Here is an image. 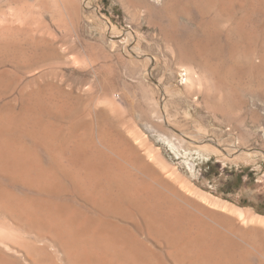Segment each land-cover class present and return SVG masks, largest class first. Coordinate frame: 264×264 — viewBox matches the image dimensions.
Returning <instances> with one entry per match:
<instances>
[{
  "label": "rangeland",
  "instance_id": "obj_1",
  "mask_svg": "<svg viewBox=\"0 0 264 264\" xmlns=\"http://www.w3.org/2000/svg\"><path fill=\"white\" fill-rule=\"evenodd\" d=\"M212 1L0 0V29L27 40L25 64L8 67L14 84L24 75V86L42 87L40 155L57 189L41 196L139 242L143 255L119 264H199L208 248L218 264H264V233L187 194L146 156L149 148L199 191L264 216V0ZM138 132L144 148L132 138ZM97 188L114 204L102 207ZM133 196L181 229L177 245ZM200 237L205 249L180 260L177 251ZM43 253L46 264H71L51 248Z\"/></svg>",
  "mask_w": 264,
  "mask_h": 264
},
{
  "label": "bare ground",
  "instance_id": "obj_2",
  "mask_svg": "<svg viewBox=\"0 0 264 264\" xmlns=\"http://www.w3.org/2000/svg\"><path fill=\"white\" fill-rule=\"evenodd\" d=\"M20 21L21 24L19 25L26 23L22 22V20ZM5 23L7 24V22ZM8 23H11V21L9 20ZM16 23L18 24L19 21L15 22L14 26L16 25ZM6 24H4L2 21V24L0 25L1 28L2 25L4 26ZM23 26L25 25H22V29H25ZM26 27L29 28L28 25H26ZM13 33L5 34V32L0 29V264H46L44 263V259L48 257H46V254L43 252L49 248H51L54 253L61 252L66 260L71 261V264L74 260L85 261L89 259L92 261L102 260L103 258L106 260H102L104 263L108 262V264H119L120 258L127 256L133 259H139L143 255L141 250L142 247L140 248V246L138 247V245H136L140 244L139 242H136V244H134L118 231V233L110 230L107 231L106 229L104 230L95 226L94 224L96 222H93L92 220H90V218H84V216L82 217L71 211L70 208H67L66 206H60L59 203L56 204L55 200L52 198L47 200L44 199L48 198L49 196L42 198L41 195L44 193V191H48L52 194L57 189V182L55 181V179L46 174V169H43V162L40 155L43 133L41 117L42 90H40L42 87H38L40 84L37 86L34 85L35 87L31 85L33 89L32 91H29L31 92L30 94L27 93L28 89H31L32 87L28 88L23 85L22 82L24 81V75L22 77L17 76L18 82L14 84V71L10 70L8 67L10 66V64H12L11 66L14 67L15 64V66L18 67L17 69H19L22 68V66L25 64V61H23L22 59L24 58L23 47L26 46L24 45V42H26L27 40H24L19 36L17 37L16 35H12ZM39 38L40 37H38V39ZM34 40L35 39H33V41ZM40 40L42 39L40 38ZM35 43L37 42H34V45ZM32 63L33 62H31L30 64ZM185 72L186 73L184 74V76L189 77L187 71ZM37 79V81L41 80L40 78ZM197 79L198 78L192 75L189 77V79L184 80L188 83L190 81V84L195 83L196 85ZM35 81L36 80L34 79V82ZM25 85H27V83ZM12 96L13 98L11 99ZM110 109H112L113 112H117V109L119 108L116 103L112 102L110 104ZM132 138L135 139V142H137V144L140 145L141 148H144V146H146V137L141 133H135ZM28 141H31V143L33 144V148L28 146ZM174 147L178 148L175 144ZM147 150L146 153L148 152V155L146 156L153 160L154 163H156L162 171H167L166 174L168 173L171 179L176 180L180 184L182 190H184L187 194L196 197L205 205L227 214L228 217L239 222L243 227H246L252 231H258L261 234L264 233V216L258 215L250 209H243L229 202L222 201L217 198H212L210 195L199 191L188 180L181 177L176 169L171 168L170 165L166 164L165 161L155 155V152L153 150H149V148H147ZM18 186L22 187L25 190H30V194H26L27 192H23L24 194L19 193ZM106 190L102 188H97L94 190L95 199L102 205V207L111 206L114 204V201H116L108 194ZM129 191H126L127 196L130 195ZM132 201L133 203H135V206L143 210L144 215L147 216L146 220L148 218L147 221L153 224L154 228L155 226H161V229L165 234L168 235L169 241L173 243V245L174 243L176 244L177 242H179L178 239L179 235L181 234V229L179 230V228L177 229L176 226L173 227L172 225L168 226L166 222L167 219L165 221L163 218H161V216L157 214L158 212L153 213L152 210L147 209V207L143 203L144 201L142 202L134 198V196L132 197ZM124 211H126V209ZM179 223L180 220L174 221V224L176 225ZM151 231L153 232V229ZM22 235L33 236V238L37 240L43 238V240L45 239V243L43 245L35 243V245L32 246L31 244L33 243L27 240L29 244H25L27 242L23 243V240L26 239H23ZM218 239L220 240V238ZM205 240V237H200L198 239H192L188 241L182 247V249L180 248V250L177 251L179 259H183L181 258V256H187L188 259L191 254L193 255V253H191L192 251L194 252V250H196L197 248H202L205 245ZM169 245H171L172 247V244ZM233 249L235 250V248ZM110 251L113 252L109 253ZM213 251L214 250L211 248H208L207 250L205 249L202 254V258L200 257L197 262L199 264H218V262L215 260L216 251L215 253ZM174 256L176 257V254H174ZM172 260H174V258ZM102 261L100 262L101 264ZM149 263L151 264V261ZM54 264L57 263L54 262Z\"/></svg>",
  "mask_w": 264,
  "mask_h": 264
},
{
  "label": "trees",
  "instance_id": "obj_3",
  "mask_svg": "<svg viewBox=\"0 0 264 264\" xmlns=\"http://www.w3.org/2000/svg\"><path fill=\"white\" fill-rule=\"evenodd\" d=\"M242 178H243V175H238L237 176V179L240 180V181L242 180Z\"/></svg>",
  "mask_w": 264,
  "mask_h": 264
}]
</instances>
